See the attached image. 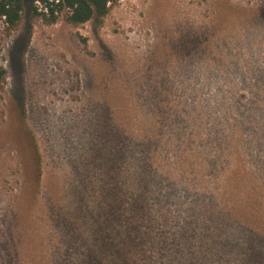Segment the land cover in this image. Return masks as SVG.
<instances>
[{"label":"rangeland","instance_id":"obj_1","mask_svg":"<svg viewBox=\"0 0 264 264\" xmlns=\"http://www.w3.org/2000/svg\"><path fill=\"white\" fill-rule=\"evenodd\" d=\"M67 16L49 23L26 2L16 28L0 19V250L11 233L58 260L87 251L69 249L67 224L85 240L77 210L113 182L121 126L176 131L203 104L212 134L226 100L248 137L245 117L264 111V0H119L103 20ZM232 228L212 261L264 264V234Z\"/></svg>","mask_w":264,"mask_h":264},{"label":"trees","instance_id":"obj_2","mask_svg":"<svg viewBox=\"0 0 264 264\" xmlns=\"http://www.w3.org/2000/svg\"><path fill=\"white\" fill-rule=\"evenodd\" d=\"M118 1L0 0V19L16 28L28 2L33 13L49 23L68 10V21L79 25L93 18L103 20ZM4 76L0 68V78ZM220 108L226 115L212 134L205 126L203 104L197 107V116L194 113L196 122L176 131L158 123L136 129L121 126L113 182L107 179L95 193L96 203L88 201L77 210L87 218L85 240L72 232L74 222L67 224L69 249L84 244L87 251L77 250L79 255L73 258L70 252L62 253L58 260L59 250H22L25 242L20 249L21 238L10 233L4 243L7 250H0V264H220L210 254L217 249V240L227 247L233 225L264 234V111L245 117L252 130L247 137L226 100ZM252 257L239 264H261Z\"/></svg>","mask_w":264,"mask_h":264}]
</instances>
